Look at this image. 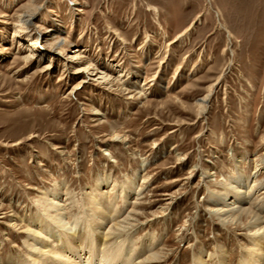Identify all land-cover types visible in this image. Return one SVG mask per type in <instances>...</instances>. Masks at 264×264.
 I'll use <instances>...</instances> for the list:
<instances>
[{"label": "rangeland", "instance_id": "rangeland-1", "mask_svg": "<svg viewBox=\"0 0 264 264\" xmlns=\"http://www.w3.org/2000/svg\"><path fill=\"white\" fill-rule=\"evenodd\" d=\"M237 169L264 180V0H0V260L31 263L25 218L40 191L61 184L81 205L115 185L121 206L131 181L127 200L141 185L145 213L133 237L157 234L161 264H218L221 252L241 264L249 217L207 210Z\"/></svg>", "mask_w": 264, "mask_h": 264}, {"label": "bare ground", "instance_id": "bare-ground-1", "mask_svg": "<svg viewBox=\"0 0 264 264\" xmlns=\"http://www.w3.org/2000/svg\"><path fill=\"white\" fill-rule=\"evenodd\" d=\"M35 10L36 7L34 10L21 15L19 21L25 24L30 22ZM58 42L57 40L56 44ZM78 56L79 54L70 55L66 59L68 62H72L76 61ZM49 67L50 65H47L46 69ZM77 69L81 72H89L91 76H96L104 83L112 84L114 82L109 74L102 71H98V74L94 70V72H90L88 66L77 67ZM120 76L123 75L120 74ZM117 78L115 77V80L119 81ZM209 94L207 93L198 101L200 113L206 110ZM112 138L125 140L124 136L115 133H113ZM38 164L42 165V163ZM258 171L260 168H255L253 173L257 174ZM105 179L108 177H104L101 186L104 185ZM230 179L221 183L223 190L209 191L208 202L211 206L207 210L221 223L231 222L240 225V220L248 216V224L253 229L249 236L252 245L249 247L248 257L244 258L241 264H262V260H264V215L261 214V211L264 209V199L260 194L264 192V189L261 193L259 192L260 194L258 190L264 188V186L261 187L264 180H259L254 176L250 178L241 174L238 169ZM146 180L147 178H143L142 183ZM132 184L131 181H125L118 187L117 193L119 192L120 199L123 198L121 206L119 204L115 206V197L111 196L116 193L115 185H112L110 189H100V184H95L93 189L97 195L96 199L92 197L93 195L91 196L89 191H86L81 205L72 192L67 190L62 192L61 184H55L53 188L40 191L42 196L35 200L36 213L25 218V232L32 238L30 242L27 241L26 243L28 250H32L35 254L29 256L27 261H30V264L164 263L169 254L164 246L156 247L157 234H148V237L138 243L133 237L134 232L144 224L140 220L145 217V213L140 208L142 199H144L141 185L137 188L134 197L127 200L132 194ZM164 195H166V200L173 197L172 194L168 193ZM76 204L79 205H77L78 211L72 213ZM126 206L127 208H125ZM121 207L125 209H121ZM160 212L162 213V208H160ZM151 216L153 218L158 217L156 212H153ZM150 221L152 220L149 219L148 222ZM61 245L66 248V252H63ZM125 248H130L127 255H125ZM136 253L138 256L140 253H144V255L139 256V260L135 261L134 255ZM225 258L224 252L219 253L217 255L218 264H227ZM193 261V264H205L206 259H200L197 256L193 258ZM0 264L28 263L15 256L6 262L0 260Z\"/></svg>", "mask_w": 264, "mask_h": 264}]
</instances>
